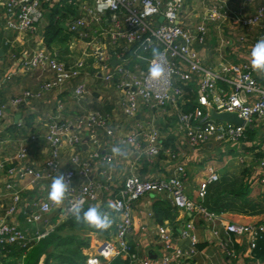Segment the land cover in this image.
<instances>
[{
    "label": "built area",
    "instance_id": "built-area-1",
    "mask_svg": "<svg viewBox=\"0 0 264 264\" xmlns=\"http://www.w3.org/2000/svg\"><path fill=\"white\" fill-rule=\"evenodd\" d=\"M56 0H0L4 15L8 18L7 28L17 33H34L43 20L44 5ZM70 0L77 3L79 15L65 19L61 27L70 35L78 34L86 38L91 26H99L105 22L107 28H101L99 35L107 37L112 48L111 54L106 55L99 46L93 48L90 56L104 83H112L120 93L122 113L126 117H134L140 106L151 111L167 112V107L174 108L173 116L176 121V130L183 136L187 148L191 151L203 145L213 143L228 148H239L244 138L245 128L257 121L264 124V78H259L250 65V52L258 39H250L245 34H239L237 40L222 39L219 43L223 47H233L235 42L243 47L237 63L219 61L215 67H208L203 63L204 46L208 37V26L214 24L219 31L223 26H232L231 29L252 30L255 27L264 29V6L258 5L250 15L235 14L227 5V0H192L199 4L197 15L187 13L184 0ZM257 0H246L254 3ZM187 15L192 21H186ZM162 18V21H159ZM192 22V23H189ZM186 23H189L187 25ZM99 40V39H98ZM95 43L98 44V41ZM134 46L143 52L155 51L150 58H145V66L131 72L125 68L124 58L127 49ZM117 61L115 67L111 62ZM25 71H40L49 74V80L43 82L38 92L24 91L21 95L8 101L0 99V119H3L9 110L18 109L27 100L40 98L45 92L60 90L73 79L81 77L85 68L84 58H77L69 64L59 61L56 57L44 50H36L32 55L25 57L21 62ZM158 64L163 74L158 79H152L149 69ZM9 78L6 76V79ZM85 78V77H84ZM80 80L73 89L71 98L80 100L88 94V81ZM192 81L197 82L195 90V108L186 112L183 106L192 103L187 97L186 88ZM221 83V86L218 83ZM1 90V83H0ZM210 105L215 110L236 112L245 120V127L217 122L206 114L205 106ZM59 110L60 107H59ZM110 118L99 111H88L79 117L73 126L53 120L43 134L29 133L16 144L11 158L0 159V177L26 179L30 185H39V195L32 200L28 209L13 180L4 181V187L11 193V204L5 211V216L14 217L22 213L27 224L40 223L44 215L62 208L61 218L65 221L73 215L75 205L94 206L98 202V190L102 188L100 181L88 182L92 172V162L99 161L96 150L99 146L96 132L104 131L112 135L109 128ZM86 132L88 143L92 147L85 159H81L74 148L81 145L82 133ZM137 133L120 139L122 145H136ZM160 130L150 126L145 135L146 147L144 156L147 161L157 157L162 149ZM43 142L48 149V157L41 167H25L30 146ZM66 145L70 150L69 162L71 167L60 172V149ZM110 157H103L102 162L109 163ZM259 176L257 181L264 190V157L256 161ZM63 174L69 184V190L64 200L65 206L53 205L48 200V193L42 192L43 183L52 181ZM102 176L107 178L105 172ZM183 165L176 166L169 175H159L153 178H142L130 175L123 181L121 189L112 199L110 210L114 215V229L110 230L108 239L101 242L93 251L86 253L85 259L79 263L54 264H108L113 258L120 256L129 258L134 264H150L148 258H141L136 252H131L128 236L132 230L131 204L150 193L164 196L175 210L188 214L199 215L208 226H213L219 216L208 211L200 204L188 198L185 194ZM218 180L211 171L208 179L201 183L197 197L203 199L207 193V186ZM77 181L78 185L74 186ZM42 192V193H41ZM43 221V220H42ZM47 222V221H46ZM47 222L42 231L28 234L16 223L5 219L0 220V255L7 245L17 244L25 246L32 241L53 231ZM194 225L187 221L181 230L180 238L189 240V248L181 249L177 246V239L166 226H159L156 234L162 244L164 255L160 264H189L196 254V238L193 234ZM226 239L220 241V248L230 255L228 247L232 243L230 236L245 237L251 250L255 248L256 240L264 236V224L224 225Z\"/></svg>",
    "mask_w": 264,
    "mask_h": 264
},
{
    "label": "crops",
    "instance_id": "crops-1",
    "mask_svg": "<svg viewBox=\"0 0 264 264\" xmlns=\"http://www.w3.org/2000/svg\"><path fill=\"white\" fill-rule=\"evenodd\" d=\"M62 1L67 7L74 3H69L70 0H56L53 3ZM184 1L189 16L197 15L200 10L199 4L192 0ZM92 4L93 2L90 0L88 5ZM227 5L235 14L246 16L250 15L256 6H264V0H257L254 3H248L246 0H227ZM44 13L43 15H45ZM78 15L77 6L75 13L69 15L68 18ZM44 19L43 17L34 33H17L6 27L8 18L5 17L4 10L0 6V99L8 101L28 90L34 93L38 92L41 84L50 79L49 74H43L40 71H25L20 67V62L36 50L44 49L65 64L72 63L77 58H84L85 68L80 78L71 80L62 89L45 92L40 98L29 99L18 109L9 110L4 118L0 119V159L11 158L16 144L21 138L29 133L43 134L53 120L73 126L75 121L88 111L99 110L109 116V128L112 129V135L108 136L102 130L96 132L99 143L96 150L100 159L92 162V172L87 179L88 182L97 183L100 181L103 184L102 188L98 190V202L94 204L95 207L109 209L112 199L121 189L127 176L134 174L142 178H153L159 175H169L176 166L183 165L185 171L183 182L187 197L219 216L213 226H208L199 215L175 210L172 211V220H163L160 224L154 217L153 207L160 201H166L164 196L157 193L144 195L131 204L133 226L128 236V241L134 245L139 257L148 258L150 264H160L159 260L164 252L156 234L159 226L168 227L174 239H177V246L181 249H188L189 240L180 238V233L183 225L187 221H191L194 225L193 234L196 238V254L189 264H264V251L259 252L261 257L254 256V250L250 249L245 237L230 236L232 242L228 247L230 255H226L220 248V241L226 239L224 225L231 223L264 224V190L254 178L259 176V170L256 168V153L261 151L262 157H264V124L257 121L250 124V128H254L256 132L255 140L249 144L244 137L239 148L227 149V151L236 150L232 154L223 155L224 147L213 143L191 151L187 148L183 136L175 129L174 108L171 105L167 107L166 113L151 111L144 106H140L134 117H126L122 113L120 93L114 89L112 83H104L90 56L93 48L97 46L106 55L111 54L113 47L110 41L107 37L99 35L101 28H107L105 20L99 26H91L86 38H82L78 34L70 35L65 42H55L50 48H47L43 43V27L46 24ZM189 23L186 24L189 25ZM222 28L223 31H219L214 24L208 26L206 46L202 51L203 63L208 67H215L219 61L225 63L239 61V55L243 53L242 45L235 42L233 47H223L219 45L222 39L234 38L237 40L239 34H245L254 40L264 39V29L261 26L250 31L231 29L232 26H223ZM96 41L98 44L95 43ZM125 60L126 65L129 64V59ZM136 60L139 62L133 66V70L128 69L131 72L142 67L140 63L145 61L140 58H136ZM113 61L116 65L117 61ZM115 65H111V67H115ZM6 76L9 78L6 79ZM258 77L264 78V75L258 74ZM83 78L88 81V94L80 100H74L71 98L73 89ZM218 85L221 86V83L219 82ZM188 88L191 89L187 97L190 98L189 95L192 93L193 100L190 99L194 105V103L196 104L197 82H190ZM152 125L160 130L162 149L157 157L147 161L144 156L147 144L145 135ZM133 132L138 135L136 145L120 144V139ZM82 135V143L74 148V152L78 153L81 159H85L92 147L88 143L87 133L83 132ZM252 143L258 145V149L255 151L248 150V147L253 145ZM239 149L241 152H238ZM69 150L66 145L60 149V172L71 167ZM105 156L111 158L109 163L102 162V158ZM47 157L46 145L37 141L30 146L24 166L39 168ZM211 171L217 175L218 180L208 184L205 197L198 199L199 185L208 179ZM102 172L106 173L107 178L102 176ZM6 180H13L16 183L25 203L28 204V209L31 208L29 204L39 195L40 190L39 185L32 186L26 179H18L17 175L1 176L0 220L5 219L10 223H16L30 235L42 231L43 225H47V222L49 225L52 223L53 230L64 222L61 218L63 207L52 211L47 216L44 215L43 221L35 224H27L22 213H18L14 217L5 216V211L11 204V193L4 187ZM51 182L43 183L41 187L43 193H48ZM249 182L250 188L245 194H242V187ZM73 184L77 186L78 182L75 181ZM61 206H65L64 203ZM89 236L92 237L93 245L90 244V247L84 250L86 253L93 251L101 242L108 239V236L92 233H89ZM9 262L21 264L15 258H7L4 261L5 264ZM4 263L0 259V264Z\"/></svg>",
    "mask_w": 264,
    "mask_h": 264
},
{
    "label": "trees",
    "instance_id": "trees-1",
    "mask_svg": "<svg viewBox=\"0 0 264 264\" xmlns=\"http://www.w3.org/2000/svg\"><path fill=\"white\" fill-rule=\"evenodd\" d=\"M61 3H48L44 5V10L46 15V24L43 27V43L47 48H50L55 42H65L70 34L67 33L62 27V22L68 18V16L75 13V8H77V3H73L72 6L67 7ZM155 51L151 50L148 53L142 51L141 48L134 46L127 50L124 55V58L129 59V64L125 65V68L133 70V66L139 61L136 58L145 60V58H150ZM141 66L144 67L146 62H141ZM189 87V85H188ZM186 88V91L189 92L191 88ZM193 100L192 93L189 95ZM192 96V97H191ZM196 105L192 103H187L184 105V110L190 112L195 108ZM256 132L254 128L246 127L244 132V139L249 144L255 140ZM252 146L248 147V150L255 151L258 149L257 143H252ZM167 145V143H165ZM236 151V150H235ZM233 151H224L223 155L232 154ZM241 152V149L238 150ZM256 160L262 159L261 151H258L255 156ZM257 179V177H254ZM252 179V182L254 180ZM242 194H245L250 188V182L246 183L242 187ZM91 205L85 206L82 208L81 216L83 212L86 211ZM102 215H106L110 221V227L105 230H99L91 226L86 225L85 223L77 222L75 216L67 218L62 224L58 225L52 232L40 238L38 241H32L25 246H20L17 244L7 245L1 251L0 259L4 263L7 258H15L20 261L21 264H52L57 261L58 263H79L85 259L83 254V249L89 247V238L79 239L73 232L81 231L87 234H98L104 237L109 235L110 230H113L115 227L114 215L111 212L110 208L105 209V207H98ZM175 209L171 206L168 201H160L156 203L153 207L154 217L158 223H162L163 220H172L173 212ZM72 233H67V232ZM131 252H136L134 245L129 241ZM254 256L261 257L262 255L259 252L264 251V236L256 240ZM5 264V263H4ZM13 264V263H7ZM108 264H134L130 261L129 258L123 259L120 256L113 258Z\"/></svg>",
    "mask_w": 264,
    "mask_h": 264
},
{
    "label": "clouds",
    "instance_id": "clouds-1",
    "mask_svg": "<svg viewBox=\"0 0 264 264\" xmlns=\"http://www.w3.org/2000/svg\"><path fill=\"white\" fill-rule=\"evenodd\" d=\"M250 65L254 72L264 75V39L258 40L250 52ZM163 69L160 65L154 64L149 69V75L152 79H158L162 76ZM69 190V184L63 174L56 175L51 182L48 191V200L56 206L61 205ZM82 205L73 206L72 212L77 222H83L88 226L99 230H105L110 227V221L106 215H102L100 210L91 206L83 212L81 216Z\"/></svg>",
    "mask_w": 264,
    "mask_h": 264
},
{
    "label": "water",
    "instance_id": "water-1",
    "mask_svg": "<svg viewBox=\"0 0 264 264\" xmlns=\"http://www.w3.org/2000/svg\"><path fill=\"white\" fill-rule=\"evenodd\" d=\"M159 21L161 22L162 18H159ZM111 65L114 66L115 61H113ZM205 109L207 116L214 121L224 122L226 124H233L241 127L247 126L245 120L240 118L236 112H231L228 110L217 111L210 105L205 106Z\"/></svg>",
    "mask_w": 264,
    "mask_h": 264
},
{
    "label": "rangeland",
    "instance_id": "rangeland-1",
    "mask_svg": "<svg viewBox=\"0 0 264 264\" xmlns=\"http://www.w3.org/2000/svg\"><path fill=\"white\" fill-rule=\"evenodd\" d=\"M46 15V14H45ZM44 18H46V16H44ZM44 20H46V19H44ZM189 20H191L192 21V18H189V16L187 15V17H186V21H189ZM94 73V72H93ZM93 73H92V75H93ZM52 224V223H51ZM46 227V224H44L43 225V227H42V229H44ZM41 229V230H42ZM67 233H72V232H67ZM73 234L74 235H76L79 239H86L87 237L89 238V247H90V244H92L93 245V240H92V237H90L89 236V234H87V233H85V232H81V231H79V232H77V231H75V232H73ZM88 247V248H89ZM85 249H83V251H84ZM82 251V252H83ZM54 263H58L57 261H55V262H53L52 264H54Z\"/></svg>",
    "mask_w": 264,
    "mask_h": 264
}]
</instances>
